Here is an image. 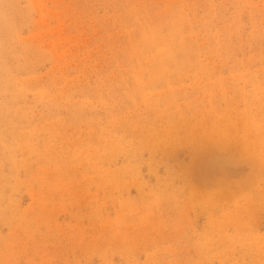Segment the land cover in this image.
I'll list each match as a JSON object with an SVG mask.
<instances>
[{"label": "rangeland", "instance_id": "obj_1", "mask_svg": "<svg viewBox=\"0 0 264 264\" xmlns=\"http://www.w3.org/2000/svg\"><path fill=\"white\" fill-rule=\"evenodd\" d=\"M0 264H264V0H0Z\"/></svg>", "mask_w": 264, "mask_h": 264}]
</instances>
